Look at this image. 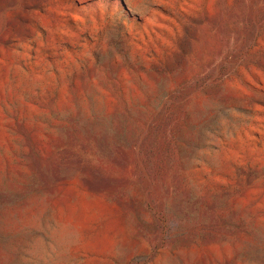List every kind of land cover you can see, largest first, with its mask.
<instances>
[{"label": "rangeland", "instance_id": "obj_1", "mask_svg": "<svg viewBox=\"0 0 264 264\" xmlns=\"http://www.w3.org/2000/svg\"><path fill=\"white\" fill-rule=\"evenodd\" d=\"M0 264H264V0H0Z\"/></svg>", "mask_w": 264, "mask_h": 264}]
</instances>
